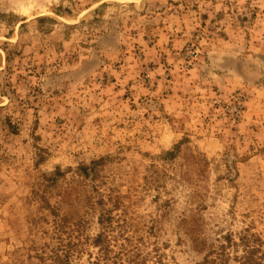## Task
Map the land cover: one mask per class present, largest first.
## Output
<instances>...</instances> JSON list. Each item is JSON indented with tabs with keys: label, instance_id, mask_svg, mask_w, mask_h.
<instances>
[{
	"label": "rangeland",
	"instance_id": "rangeland-1",
	"mask_svg": "<svg viewBox=\"0 0 264 264\" xmlns=\"http://www.w3.org/2000/svg\"><path fill=\"white\" fill-rule=\"evenodd\" d=\"M102 212L147 264L264 242V0H0V264Z\"/></svg>",
	"mask_w": 264,
	"mask_h": 264
},
{
	"label": "trees",
	"instance_id": "trees-1",
	"mask_svg": "<svg viewBox=\"0 0 264 264\" xmlns=\"http://www.w3.org/2000/svg\"><path fill=\"white\" fill-rule=\"evenodd\" d=\"M177 149L178 145H175L173 150L166 151L165 155L174 156ZM110 218L102 212L98 221L101 226L100 231L91 238L86 237L97 251L93 255L89 253L86 262L79 264H135L136 262L147 264V258H143L140 262L136 261L141 257L140 253L127 249L123 244L118 245V241L110 237L108 234V228L111 226ZM50 221L53 227L51 234L49 233L50 242L43 248L37 249L36 255L32 257L35 260H31L30 264H75L73 256L79 252L78 246L82 244L81 239L75 241L76 235L72 229L75 225L70 224L59 213H53ZM114 241L116 244L112 243ZM153 263L163 264L161 258ZM197 264H264V242L250 228L243 229L237 235L225 234L220 237L217 246Z\"/></svg>",
	"mask_w": 264,
	"mask_h": 264
},
{
	"label": "bare ground",
	"instance_id": "bare-ground-1",
	"mask_svg": "<svg viewBox=\"0 0 264 264\" xmlns=\"http://www.w3.org/2000/svg\"><path fill=\"white\" fill-rule=\"evenodd\" d=\"M25 10L27 9V8H24Z\"/></svg>",
	"mask_w": 264,
	"mask_h": 264
}]
</instances>
